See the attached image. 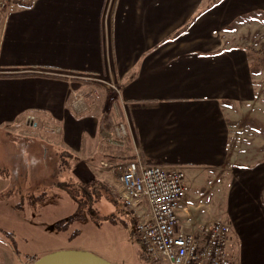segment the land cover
Wrapping results in <instances>:
<instances>
[{"label":"crops","instance_id":"obj_1","mask_svg":"<svg viewBox=\"0 0 264 264\" xmlns=\"http://www.w3.org/2000/svg\"><path fill=\"white\" fill-rule=\"evenodd\" d=\"M210 1L34 0L0 9V135L27 140L7 165L21 160L26 172L32 152L41 171L72 164L109 181L105 160L113 167L139 157L201 174L224 166L233 109L254 98L253 71L247 51L220 37L238 18L232 0ZM254 183L240 185L238 213L217 217L230 225L234 264H264ZM193 207L186 198L179 208L186 233L217 219L195 223ZM11 244L8 264L19 258Z\"/></svg>","mask_w":264,"mask_h":264},{"label":"rangeland","instance_id":"obj_2","mask_svg":"<svg viewBox=\"0 0 264 264\" xmlns=\"http://www.w3.org/2000/svg\"><path fill=\"white\" fill-rule=\"evenodd\" d=\"M230 7L229 14L238 18L220 32V37L229 47L245 49L252 71L258 68L253 72L254 98L233 109L236 113L231 116L224 166L203 174L194 169L184 171L189 187L187 198L194 206L191 220L195 223L217 217L228 220V208L238 213L235 201L247 194L242 188L238 197L243 182L262 181L260 188H255L254 183L248 190L254 196L259 191L264 195V0H232ZM17 129L16 125H8V133ZM0 133L7 130L1 128ZM25 142L26 139L4 140L0 135V264H8L11 256L8 237L19 256L13 264H30V258L64 250L89 252L111 264H142L133 220L117 200V178L125 163L102 166L112 171L114 181L102 178L99 172L91 180L83 166L78 169L72 164L41 171L40 166H33L36 157L30 152L28 161L32 165L24 164L29 169L22 172L17 170L21 160H8L7 165L6 157L20 154L26 149ZM61 158L64 162L67 156L63 154ZM228 185L231 187L226 189Z\"/></svg>","mask_w":264,"mask_h":264},{"label":"built area","instance_id":"obj_3","mask_svg":"<svg viewBox=\"0 0 264 264\" xmlns=\"http://www.w3.org/2000/svg\"><path fill=\"white\" fill-rule=\"evenodd\" d=\"M34 0H0V9L28 5ZM124 125L118 140L124 143ZM103 166H110L103 162ZM120 202L133 220L146 264H232L230 225L221 218L195 233L181 228L179 208L189 187L183 169L129 160L118 174Z\"/></svg>","mask_w":264,"mask_h":264},{"label":"water","instance_id":"obj_4","mask_svg":"<svg viewBox=\"0 0 264 264\" xmlns=\"http://www.w3.org/2000/svg\"><path fill=\"white\" fill-rule=\"evenodd\" d=\"M33 264H111L94 254L78 250H64L37 258Z\"/></svg>","mask_w":264,"mask_h":264},{"label":"trees","instance_id":"obj_5","mask_svg":"<svg viewBox=\"0 0 264 264\" xmlns=\"http://www.w3.org/2000/svg\"><path fill=\"white\" fill-rule=\"evenodd\" d=\"M259 61H261V60H259ZM257 71H258V68H257V70H254L253 72H257ZM261 199H262V202H264V195H262ZM117 200L120 203V198H118ZM122 208H123V211L124 212H127L128 213V211L123 206H122ZM11 242H12V239H11ZM140 255H141V258L143 260V263L142 264H146L147 263V259H146V256H145L144 252H143L142 247H141V253H140ZM233 258L234 257L232 256V261H233ZM36 260H37V258H35V257L34 258H30V264H33ZM232 264H234V262H232Z\"/></svg>","mask_w":264,"mask_h":264}]
</instances>
